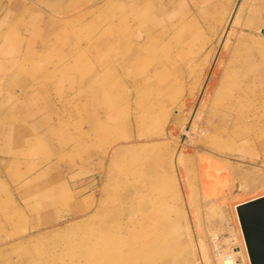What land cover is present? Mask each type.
<instances>
[{
	"label": "rangeland",
	"instance_id": "obj_1",
	"mask_svg": "<svg viewBox=\"0 0 264 264\" xmlns=\"http://www.w3.org/2000/svg\"><path fill=\"white\" fill-rule=\"evenodd\" d=\"M238 2L0 0V264H102L108 215L124 239L162 225L134 257L251 264L237 209L264 196V0L222 46ZM115 27L151 35L131 65Z\"/></svg>",
	"mask_w": 264,
	"mask_h": 264
},
{
	"label": "bare ground",
	"instance_id": "obj_2",
	"mask_svg": "<svg viewBox=\"0 0 264 264\" xmlns=\"http://www.w3.org/2000/svg\"><path fill=\"white\" fill-rule=\"evenodd\" d=\"M239 4H240V0L236 5L233 16L236 14L237 9L239 7ZM148 9L146 6H144L141 11L137 12L138 9L136 7V9H133V14H132L133 16L132 17L134 19L136 18L139 21L145 23V21L148 18ZM233 16H232L231 21L233 20ZM123 19H124V17H123ZM231 21H230V24H231ZM128 35L129 34L124 33V30L119 29V27H117L116 30L114 29V36H115L114 48L117 51V53H119L120 51L124 52L123 57L120 56V58H122V59L117 60V62L121 63V62H123V60L127 59L129 64L131 65L133 63L134 59L136 57L139 58V55L142 52H144V50L147 49V47H148L147 44L151 43V42L150 43L148 42L150 40L148 37H150L151 35L148 34V32H146L145 33V40L140 39L138 41H136V39H134V36L132 34L130 35L131 37ZM124 64H123V66H124ZM164 64H165V62H164ZM151 190H152V188H151ZM155 213H156V211H155ZM156 215H159V214H156ZM159 217H160V215H159ZM116 220L117 219L114 216L113 217L109 216V215L105 216L104 221L99 222V224L97 225L98 226L97 231H95L96 237L100 239V242L102 244V248L100 250L101 252L99 253L100 256L98 255L100 258H103L105 260V261L104 260L102 261V264H130L132 262L134 263L135 260L141 259L143 261L146 258H150V257L153 258L154 260L159 261L160 264H162V261H165L164 260L165 257L163 255H161V254L158 255L157 253L154 255H151V252L149 249L146 251L147 254H144L140 257L139 256L138 257L133 256L134 255L133 253L136 249L143 251V249H144L143 247L146 244H150L151 242H153L154 245L156 244V246L160 247V246L164 245L166 241H168L167 234L163 231L161 224L156 223L155 225H152L151 229L146 227V229H144L143 231L140 232L141 234L137 233V234H134L135 236L132 238L124 239V236H122V235H123V233H127V230H129V227L127 224L124 225V224L118 222L120 220H117V221ZM108 237H111V238H108ZM120 237H121V239H120ZM151 237L154 239H152ZM109 239H111V240H109ZM112 240H113V242L111 243V245H109L110 244L109 241H112ZM236 262L237 261L234 258V255H232L231 258H225L223 264H235Z\"/></svg>",
	"mask_w": 264,
	"mask_h": 264
},
{
	"label": "water",
	"instance_id": "obj_3",
	"mask_svg": "<svg viewBox=\"0 0 264 264\" xmlns=\"http://www.w3.org/2000/svg\"><path fill=\"white\" fill-rule=\"evenodd\" d=\"M251 264H264V196L237 209Z\"/></svg>",
	"mask_w": 264,
	"mask_h": 264
},
{
	"label": "crops",
	"instance_id": "obj_4",
	"mask_svg": "<svg viewBox=\"0 0 264 264\" xmlns=\"http://www.w3.org/2000/svg\"><path fill=\"white\" fill-rule=\"evenodd\" d=\"M241 3H242V0H240V4H239V7H238V9H237V12H236V14H238V11L240 10V7H241ZM236 8V7H235ZM235 10V9H234ZM233 13L234 12H232V14H231V16H230V19L228 20V22H227V24H225V27H224V29H223V32H222V36H221V41H220V44H222V46H224V44L226 43V40H227V38H228V36H229V34H230V21H231V19H232V15H233ZM236 14L234 15V17L236 16ZM234 19V18H233ZM233 21V20H232ZM231 21V22H232ZM262 29V28H261ZM221 46V47H222ZM219 48L218 49V54L220 53V51H221V49L222 48ZM218 54L216 53V56L214 57V62H213V65H212V69L214 68V65H215V62H216V60H217V58H218ZM213 71V70H212ZM212 73V72H211Z\"/></svg>",
	"mask_w": 264,
	"mask_h": 264
},
{
	"label": "built area",
	"instance_id": "obj_5",
	"mask_svg": "<svg viewBox=\"0 0 264 264\" xmlns=\"http://www.w3.org/2000/svg\"><path fill=\"white\" fill-rule=\"evenodd\" d=\"M233 254H225L224 252H222L219 248H217L215 250V257L217 260L219 261H223L225 258H231ZM235 259L238 258V256H234ZM237 264H244L242 261L238 260Z\"/></svg>",
	"mask_w": 264,
	"mask_h": 264
}]
</instances>
